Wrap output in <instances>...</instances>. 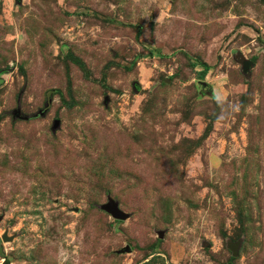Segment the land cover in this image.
<instances>
[{
    "label": "rangeland",
    "instance_id": "1",
    "mask_svg": "<svg viewBox=\"0 0 264 264\" xmlns=\"http://www.w3.org/2000/svg\"><path fill=\"white\" fill-rule=\"evenodd\" d=\"M0 217V264H264V0H0Z\"/></svg>",
    "mask_w": 264,
    "mask_h": 264
},
{
    "label": "water",
    "instance_id": "2",
    "mask_svg": "<svg viewBox=\"0 0 264 264\" xmlns=\"http://www.w3.org/2000/svg\"><path fill=\"white\" fill-rule=\"evenodd\" d=\"M18 2H20V0H18ZM240 62L242 63V66H243L244 69L249 67L250 64H252V61L246 60V59H243V58L240 59ZM199 83L202 86L207 85V83L205 81H199ZM107 101H108V97H105L104 102L106 103ZM45 110L46 109H44V111H40L39 114L43 115L45 113ZM13 116L14 117H20V118H23V119H28L29 118V116H20L19 106L13 111ZM59 124H60V120L59 119H55L53 121V124H52V130H55L57 127H59ZM100 208L103 209L104 211H106L107 213H109L113 218H115L117 220H123V219H126L129 216L128 213H126L125 211H123L119 207L118 202L113 200V199H111V198H109L106 203L101 204ZM0 219H1V217H0ZM161 235H162V233H160V236ZM2 239L3 240H7V237H6L5 234L2 235ZM126 250H129V247H126ZM231 250L233 251V255H235L236 254L235 244L231 245Z\"/></svg>",
    "mask_w": 264,
    "mask_h": 264
},
{
    "label": "trees",
    "instance_id": "3",
    "mask_svg": "<svg viewBox=\"0 0 264 264\" xmlns=\"http://www.w3.org/2000/svg\"><path fill=\"white\" fill-rule=\"evenodd\" d=\"M204 66L207 67L206 64H204ZM4 70H5V69H1L2 72H4ZM104 103H105V102H104ZM105 104H106V103H105ZM99 207H100V205H99Z\"/></svg>",
    "mask_w": 264,
    "mask_h": 264
}]
</instances>
